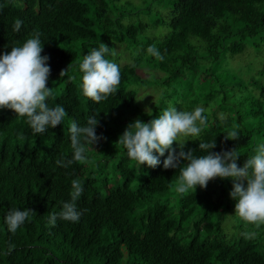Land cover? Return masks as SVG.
Returning <instances> with one entry per match:
<instances>
[{
    "label": "trees",
    "instance_id": "16d2710c",
    "mask_svg": "<svg viewBox=\"0 0 264 264\" xmlns=\"http://www.w3.org/2000/svg\"><path fill=\"white\" fill-rule=\"evenodd\" d=\"M118 5L121 0H0V55L40 33L42 55L50 57L48 106L67 112L62 124L40 135L26 118L0 109V264H264V225H246L235 215L232 178L182 195L175 191L179 169L163 168L167 153L156 168L140 166L118 142L136 118L147 122L170 105L185 111L203 107L207 127L185 150L199 156V142L216 140L212 151L237 147L242 167L264 143V69L256 76L233 60L251 44L264 50V0ZM136 13L153 20L124 21ZM17 19L23 22L18 32ZM149 27L168 32L148 35ZM119 41L132 61L120 66L118 91L95 103L83 95L79 65L101 43L110 47L106 58L119 62L111 54ZM150 45L162 61L147 53ZM148 66L157 69L153 82L141 73ZM135 85L160 89L151 115L138 104ZM97 113V135L107 139L88 145V162L57 165V159L73 155L71 122L85 126ZM233 129L239 140H225ZM74 179L84 188L76 202L80 220L48 225L50 215L70 200ZM12 208L35 211L15 234L5 223ZM231 214L237 222L228 232L224 222ZM245 232L256 235L245 238Z\"/></svg>",
    "mask_w": 264,
    "mask_h": 264
},
{
    "label": "clouds",
    "instance_id": "9594fccd",
    "mask_svg": "<svg viewBox=\"0 0 264 264\" xmlns=\"http://www.w3.org/2000/svg\"><path fill=\"white\" fill-rule=\"evenodd\" d=\"M22 21L17 19L13 31L18 32ZM44 44L40 33H34L21 46H12L11 51L0 55V109H11L19 117L26 118L27 123L35 134L43 135L49 127L55 128L63 123L67 116L61 105L49 107L47 100L53 96L52 88L48 87L51 68L48 64L50 57L42 55ZM110 47L101 43L99 48L88 52L79 65L82 76L83 95L95 103L107 100L118 91L121 83L120 66L106 58ZM147 53L157 60L164 57L155 45L147 48ZM115 55V52L111 53ZM67 74L62 69L60 77ZM149 115H151L146 109ZM203 107L193 111L178 110L176 106H168L158 116L145 122L139 118L128 123L118 142L127 150L129 158L140 166L147 165L156 168L163 160L164 169H179L175 191L187 195L197 187L207 188L209 181L217 178H232L233 186L230 197L236 200L235 215L246 225L260 228L264 225V143H259L254 154H248L242 167L238 166L241 155L237 147L221 151L213 142H199L202 155L197 156L194 149L185 150L188 140L198 139L207 127L208 117L204 115ZM99 113L90 116L85 126L77 122L70 124L71 159L63 157L56 164L65 168L74 162H88V145L97 144L101 139H107L103 134L97 135ZM191 138V139H190ZM239 132L235 129L225 134V140H239ZM178 144L179 151L174 147ZM84 191L82 182L72 181L70 200L65 201L59 213H52L48 225L54 227L57 219L78 222L83 214L77 209L76 202ZM35 211L31 208H12L5 217L8 230L15 234L26 222L30 221ZM245 238H254L255 232L243 233ZM14 246L9 247V251Z\"/></svg>",
    "mask_w": 264,
    "mask_h": 264
},
{
    "label": "rangeland",
    "instance_id": "374dc122",
    "mask_svg": "<svg viewBox=\"0 0 264 264\" xmlns=\"http://www.w3.org/2000/svg\"><path fill=\"white\" fill-rule=\"evenodd\" d=\"M138 1V2H137ZM130 3H134L135 5H142V0H121V4L123 5H118V7L121 6H127L129 7ZM141 18V16L139 14H134L132 16H128L125 17L124 21L125 22H130V21H135L138 22L139 19ZM143 20H150L152 21L153 19L151 17H144L142 16ZM166 32H168L164 27H149L146 30V34L148 35H159V36H163ZM115 53L116 55L119 57V62L117 60V64L119 66H123L126 63H129L132 61V55L131 52L129 50H127L126 45L122 44L121 41L117 42L115 45ZM234 66L236 68L237 65L239 64V66H241V68H245L247 71L250 72L251 70V74H255L256 76H258V72L261 71L262 69H264V50L257 48V46H255V44H251L249 46V48L243 52L240 53L238 55H236L234 57ZM146 63V62H145ZM148 64V63H146ZM150 66V64H149ZM146 67V68H142L141 73L146 76V79H149V81H152L155 79V77L157 76V69L154 68H150V67ZM254 70V71H253ZM162 74V73H160ZM264 79V77H263ZM151 82V83H152ZM155 86H148V85H144V86H133V89L137 90V102L138 104L144 109H150V105L152 104V102H155L157 100V98L159 97L160 94V89H156L154 88ZM236 217L235 215L231 214L229 215L228 219L225 220L224 222V228L228 231V232H232L231 230L233 229V225L236 224ZM236 230H234L235 232Z\"/></svg>",
    "mask_w": 264,
    "mask_h": 264
}]
</instances>
